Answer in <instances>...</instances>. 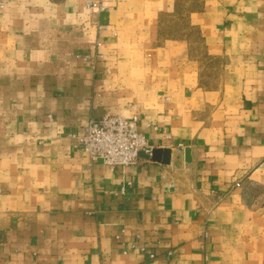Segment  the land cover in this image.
I'll list each match as a JSON object with an SVG mask.
<instances>
[{
    "label": "crops",
    "instance_id": "0c3cea01",
    "mask_svg": "<svg viewBox=\"0 0 264 264\" xmlns=\"http://www.w3.org/2000/svg\"><path fill=\"white\" fill-rule=\"evenodd\" d=\"M106 113L169 162L78 152ZM0 264H264V0H0Z\"/></svg>",
    "mask_w": 264,
    "mask_h": 264
},
{
    "label": "built area",
    "instance_id": "2783aa9c",
    "mask_svg": "<svg viewBox=\"0 0 264 264\" xmlns=\"http://www.w3.org/2000/svg\"><path fill=\"white\" fill-rule=\"evenodd\" d=\"M118 0H82V9L94 16H99L115 7ZM97 32L94 42L95 52L92 55L83 56V60L91 67L103 59L104 55L99 49L104 45V32L108 27L99 19L92 22ZM111 34L115 36V32ZM139 117L132 114L129 118L119 115L104 114L100 118L91 119L83 130L81 136H77L75 149L85 153L91 162L100 161L111 170L116 167L126 168L137 163L139 154L151 155L152 149L147 145L145 137L138 131ZM175 153L182 154L184 146H175ZM240 183L236 182L235 187ZM123 192V189L121 190Z\"/></svg>",
    "mask_w": 264,
    "mask_h": 264
},
{
    "label": "water",
    "instance_id": "95a60500",
    "mask_svg": "<svg viewBox=\"0 0 264 264\" xmlns=\"http://www.w3.org/2000/svg\"><path fill=\"white\" fill-rule=\"evenodd\" d=\"M150 156L154 161H162L163 164H167L169 162L170 150L169 149H164V150L155 149L151 151ZM184 159L186 162L189 161V150L188 149L184 151Z\"/></svg>",
    "mask_w": 264,
    "mask_h": 264
}]
</instances>
